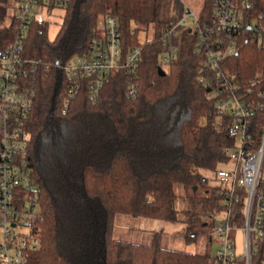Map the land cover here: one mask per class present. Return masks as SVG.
<instances>
[{"label":"trees","instance_id":"obj_1","mask_svg":"<svg viewBox=\"0 0 264 264\" xmlns=\"http://www.w3.org/2000/svg\"><path fill=\"white\" fill-rule=\"evenodd\" d=\"M16 1L0 0V48L15 34L9 5ZM210 6L211 0H203L201 22L208 21ZM161 9L162 0H69L53 40L47 20L30 24L23 55L39 62L28 78L35 96L26 128L42 215L40 245L30 264H212L208 253L162 246L160 230L149 243L112 235L115 215L122 213L181 221L187 242L201 231L210 241L214 215L223 207L215 188L205 185L206 173L227 159L223 147L231 139L225 126L217 125L221 117L199 81L203 56L194 47L195 34L180 28L173 39L177 55L158 74L161 32L182 15V8L173 15ZM105 13L118 18L123 53L141 45L139 63L132 76L123 68L113 70L94 101L83 86L63 112L68 84L61 65L86 50ZM246 15L264 27V0H249ZM149 27L152 38L139 43L138 30ZM222 66L244 87L250 84V92L242 91L259 102L252 127L257 143L264 126V45L244 34ZM129 81L135 83L133 95ZM243 207L242 199L236 200L238 223Z\"/></svg>","mask_w":264,"mask_h":264},{"label":"built area","instance_id":"obj_2","mask_svg":"<svg viewBox=\"0 0 264 264\" xmlns=\"http://www.w3.org/2000/svg\"><path fill=\"white\" fill-rule=\"evenodd\" d=\"M68 1L17 0L12 13L17 21L15 34L8 45L0 48V264H30V255L40 245L37 222L42 215L28 159L26 128L35 96V85L28 78L39 61L25 57L23 45L30 24L44 20V9L49 12L53 7H65ZM248 5L249 0H211L207 22H201L184 6L182 15L161 32L164 48L158 66L162 68L177 55L173 39L180 28L195 34L194 47L203 56L199 81L221 117L217 125H224L231 139L223 147L227 159L215 166L208 180V186L215 188L223 203L221 218L212 227L218 243L212 264H253L258 254L259 264H264V126L259 142L252 137L253 115L259 102L244 95L242 88L250 92V84L244 87L235 73L222 66L225 58L237 52L244 34L254 37L259 46L264 45V27L248 19ZM96 28L86 50L61 65L68 84L63 112L83 86L94 101L113 70L123 68L132 76L139 63L141 45L122 52L116 15L103 14ZM127 87L133 95L135 83L129 81ZM239 198L244 204L241 223L234 211ZM237 230L243 233L242 252L235 250L233 232Z\"/></svg>","mask_w":264,"mask_h":264},{"label":"rangeland","instance_id":"obj_3","mask_svg":"<svg viewBox=\"0 0 264 264\" xmlns=\"http://www.w3.org/2000/svg\"><path fill=\"white\" fill-rule=\"evenodd\" d=\"M203 0H162V14L173 15L176 14L179 9L184 6H188L196 15H199V11L202 7ZM15 2L9 5V12L12 14ZM64 14V7H53L49 12L45 9L43 11L44 20L48 21L47 37L49 40H53L60 26ZM153 29L149 27L147 30L139 29L137 32V40L139 43L151 39ZM164 70H167L168 66L162 64ZM220 120V118H218ZM238 139L236 141L238 142ZM208 176L206 186L209 185L208 180L212 176V172H207ZM176 192H180V187H175ZM202 191L201 189H199ZM197 191V192H200ZM181 204L178 202L177 206ZM180 208V207H179ZM222 211H218L214 215L213 224L217 223L221 218ZM213 227V226H212ZM161 231V244L165 247L184 249L187 251H196L201 253H208L214 256L217 251V240L213 233L212 228L210 234L213 239L209 241L206 232H200L196 238L190 242H187L184 238L186 233V225L181 221L168 222L162 219H155L142 216H134L129 214L117 213L115 215L113 237L123 238L139 243H149L155 231ZM235 238V250L242 252L243 250V233L241 230L234 231Z\"/></svg>","mask_w":264,"mask_h":264},{"label":"water","instance_id":"obj_4","mask_svg":"<svg viewBox=\"0 0 264 264\" xmlns=\"http://www.w3.org/2000/svg\"><path fill=\"white\" fill-rule=\"evenodd\" d=\"M157 72H158V74H160V75H163V74L165 73L164 69H163L161 66H158V68H157Z\"/></svg>","mask_w":264,"mask_h":264}]
</instances>
